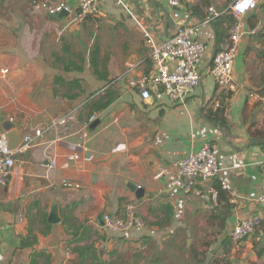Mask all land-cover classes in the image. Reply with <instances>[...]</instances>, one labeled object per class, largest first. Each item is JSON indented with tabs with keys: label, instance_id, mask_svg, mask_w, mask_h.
<instances>
[{
	"label": "crops",
	"instance_id": "0c3cea01",
	"mask_svg": "<svg viewBox=\"0 0 264 264\" xmlns=\"http://www.w3.org/2000/svg\"><path fill=\"white\" fill-rule=\"evenodd\" d=\"M78 1L0 0V118L37 143L16 155L15 176L0 186V264H82L77 246L114 264H264V105L248 95L264 93V0L232 24L230 0H183L177 8L124 0L159 43L188 25L206 45L197 65L202 83L182 102L162 89L148 101L130 90L126 73L152 72L142 30L112 0L80 22ZM62 4L67 14L52 19L48 8ZM210 8L218 16L206 24ZM236 22L241 38L228 89L209 71ZM207 144L227 190L218 179L189 194L172 189L160 169ZM55 203L61 222L53 225ZM129 204L143 226L110 239L103 216L123 218ZM67 216L79 233L96 234L72 242ZM250 216L262 223L236 245L230 234Z\"/></svg>",
	"mask_w": 264,
	"mask_h": 264
},
{
	"label": "built area",
	"instance_id": "2783aa9c",
	"mask_svg": "<svg viewBox=\"0 0 264 264\" xmlns=\"http://www.w3.org/2000/svg\"><path fill=\"white\" fill-rule=\"evenodd\" d=\"M102 0H79V14L77 20L82 22L90 16L99 13V5ZM124 11H126L138 24L143 32L145 45L150 49V60L152 62V72L149 76L132 77L130 72L126 73L127 84L130 90L138 91L144 101L152 98V92L162 89L165 94L174 102L184 101L187 96L199 87L202 83V74L197 70L206 51V45L195 38L194 29L188 25L179 26L176 34L163 43H159L151 31L146 29L137 21L135 15L125 4L124 0H112ZM183 0H168L170 8L180 7ZM258 0H230L229 12L236 18H240L250 11L256 9ZM68 11V7L62 4L59 7H49L50 14ZM218 14L213 8L208 10V17L205 20L209 24ZM241 38V25L239 22L233 24L230 36L216 51L210 75L214 78L219 87L232 88L234 78V63L238 55ZM7 73V70L4 71ZM251 99L264 105V93L251 92L248 94ZM216 108H221L220 103L215 104ZM97 120L93 116L90 123ZM41 131L35 133L36 137L41 136ZM35 138L26 136L16 150L10 148L6 133H0V186H7L15 176L16 155L21 151L34 147ZM69 161L78 159V156L68 157ZM56 167L53 160L50 166ZM160 176L169 178L172 189L184 194H189L198 183H209L218 179L223 189L227 190V185L221 177V167L213 146L204 145L197 153L187 156L183 160L175 161L170 168L160 169ZM64 187L69 189H79L80 186L64 183ZM264 206V165L262 171V190L258 199ZM104 230L108 237L113 239L117 235H126L135 227H142V221L136 216L135 208L129 204L125 208L123 218H114L104 215ZM262 219L259 216H250L239 220L230 237L233 243L239 245L244 239L251 236L261 225ZM214 264H224L220 259Z\"/></svg>",
	"mask_w": 264,
	"mask_h": 264
},
{
	"label": "trees",
	"instance_id": "16d2710c",
	"mask_svg": "<svg viewBox=\"0 0 264 264\" xmlns=\"http://www.w3.org/2000/svg\"><path fill=\"white\" fill-rule=\"evenodd\" d=\"M228 22L231 23V24L234 22L233 15L229 16ZM220 113H221V110L218 109V111L215 112V117H217ZM63 224H64V226H65V228L67 230L68 235L72 236V242L74 241L76 243H79V242L85 240V236L86 235L89 237V236H92V235L96 234V233H94V232H92L90 230H89V232L87 231L88 232L87 234H86V230L83 231L85 233V236L83 235V233H79V231L74 229L75 226L73 225V223H72L71 219L69 218V216H67L64 219ZM75 251L78 253L79 259H80L79 261H82V264H85L87 261L92 262V263H88V264H114L113 262H109L108 263V262L102 260L99 257V253L93 247H90V246L79 247V246H77Z\"/></svg>",
	"mask_w": 264,
	"mask_h": 264
},
{
	"label": "water",
	"instance_id": "95a60500",
	"mask_svg": "<svg viewBox=\"0 0 264 264\" xmlns=\"http://www.w3.org/2000/svg\"><path fill=\"white\" fill-rule=\"evenodd\" d=\"M66 14H67V10L65 9L59 13L50 14V16L52 19H59V18L64 17ZM0 123L2 124L3 131L6 133L10 148L13 150H16L22 142V137L18 131L17 125L13 123L12 121L7 120L5 118H0ZM131 189H135V191H137L138 197H142V195H140L142 194V191L136 185H134V187L131 186ZM60 222H61V219L58 213V204L55 203L50 213L49 223L55 225V224H59ZM102 224L104 226V222H102ZM210 258L211 257H208L207 259L208 263L210 261L209 260Z\"/></svg>",
	"mask_w": 264,
	"mask_h": 264
}]
</instances>
